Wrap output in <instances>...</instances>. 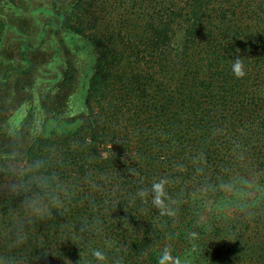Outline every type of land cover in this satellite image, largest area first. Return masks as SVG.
<instances>
[{
    "label": "trees",
    "instance_id": "1",
    "mask_svg": "<svg viewBox=\"0 0 264 264\" xmlns=\"http://www.w3.org/2000/svg\"><path fill=\"white\" fill-rule=\"evenodd\" d=\"M116 2L85 108L0 140V264H264V0Z\"/></svg>",
    "mask_w": 264,
    "mask_h": 264
},
{
    "label": "rangeland",
    "instance_id": "2",
    "mask_svg": "<svg viewBox=\"0 0 264 264\" xmlns=\"http://www.w3.org/2000/svg\"><path fill=\"white\" fill-rule=\"evenodd\" d=\"M116 1L0 0V140H17L19 128L31 124L26 117H33V125L41 128L46 114L55 112V107L63 110V99L69 115L85 108L89 79L99 58L88 35L99 33L104 44L111 43L109 19L115 14ZM146 4L139 1L126 9V17L135 19L133 13L140 14ZM84 14L94 18L84 20ZM74 16L78 25L85 21L87 34L75 30ZM121 29L127 27L121 25ZM70 66L75 69V86L61 93L60 84Z\"/></svg>",
    "mask_w": 264,
    "mask_h": 264
},
{
    "label": "clouds",
    "instance_id": "3",
    "mask_svg": "<svg viewBox=\"0 0 264 264\" xmlns=\"http://www.w3.org/2000/svg\"><path fill=\"white\" fill-rule=\"evenodd\" d=\"M233 72L237 76V78H242L246 75L244 71V64L243 61L237 57L233 62ZM152 191L156 194L154 197V203L159 205L161 203V195L163 194V185L162 183H154L152 186ZM145 194L144 191L140 193L141 196ZM93 258L98 262V264H109L108 256L99 249H94L92 251ZM172 260L169 251L166 249L163 253L162 257L159 260V264H169ZM178 264V261L176 262Z\"/></svg>",
    "mask_w": 264,
    "mask_h": 264
}]
</instances>
